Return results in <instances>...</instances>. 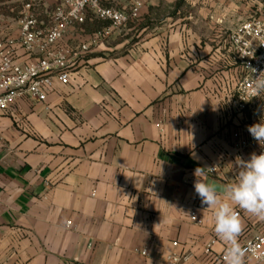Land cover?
I'll return each instance as SVG.
<instances>
[{
    "label": "crops",
    "instance_id": "crops-1",
    "mask_svg": "<svg viewBox=\"0 0 264 264\" xmlns=\"http://www.w3.org/2000/svg\"><path fill=\"white\" fill-rule=\"evenodd\" d=\"M39 1L46 27L59 0ZM101 1L129 19L69 29L72 49L109 34L75 57L69 84L55 83L46 102L0 116V264H221L205 254L212 240L216 256L227 246L194 182L226 188L237 158L253 154L229 145L237 121L226 106L245 75L229 37L264 0ZM17 34L15 24L0 38ZM236 210L240 244L264 234V221Z\"/></svg>",
    "mask_w": 264,
    "mask_h": 264
},
{
    "label": "built area",
    "instance_id": "built-area-1",
    "mask_svg": "<svg viewBox=\"0 0 264 264\" xmlns=\"http://www.w3.org/2000/svg\"><path fill=\"white\" fill-rule=\"evenodd\" d=\"M39 7L40 4H34L33 0H23L16 21L18 34L0 38V116H9L12 107L24 99L46 102L55 83L69 84L76 68L75 57L90 52L92 46L109 34L108 31L93 34L77 49H72L63 43L69 29L83 25L88 19L107 21L113 27L121 26L129 19L124 11L105 7L101 0H59L50 14V24L44 27L37 17ZM132 16L136 17V13ZM229 39L245 72L226 106L231 125L237 121L229 131V145L237 154L252 152L259 155L264 152V145L254 140L247 129L264 119V92L259 96L254 92V80L264 72V9L241 23ZM19 52L29 59L20 63ZM252 105L259 107V115L245 117ZM210 169L208 173L214 175L220 167ZM190 216L193 222L199 223L195 213ZM67 225L70 227L72 223ZM216 243L212 240L206 246L205 254L211 260L225 264V252L220 256L212 252ZM241 245L251 246L254 250L245 257V264H264V234L245 240ZM179 261L176 256L169 258V264Z\"/></svg>",
    "mask_w": 264,
    "mask_h": 264
},
{
    "label": "clouds",
    "instance_id": "clouds-1",
    "mask_svg": "<svg viewBox=\"0 0 264 264\" xmlns=\"http://www.w3.org/2000/svg\"><path fill=\"white\" fill-rule=\"evenodd\" d=\"M255 96L264 92V72L254 80ZM248 132L254 140L264 145V119L248 127ZM236 164L240 169L235 183L221 188L213 180L199 178L194 182V190L203 205L214 209V231L226 244L225 264H245V257L252 251L251 246L243 247L239 237L243 224L237 208L247 214L264 221V152L253 153L248 160L237 158ZM212 170V169H209ZM227 194V200L222 201L219 193Z\"/></svg>",
    "mask_w": 264,
    "mask_h": 264
},
{
    "label": "rangeland",
    "instance_id": "rangeland-1",
    "mask_svg": "<svg viewBox=\"0 0 264 264\" xmlns=\"http://www.w3.org/2000/svg\"><path fill=\"white\" fill-rule=\"evenodd\" d=\"M33 0L38 5L41 1ZM21 0H2L0 1V36L9 33V29L16 24L21 11Z\"/></svg>",
    "mask_w": 264,
    "mask_h": 264
},
{
    "label": "water",
    "instance_id": "water-1",
    "mask_svg": "<svg viewBox=\"0 0 264 264\" xmlns=\"http://www.w3.org/2000/svg\"><path fill=\"white\" fill-rule=\"evenodd\" d=\"M216 183V182H215ZM217 185H219L221 188H223L219 183H216ZM220 193H223V192H220Z\"/></svg>",
    "mask_w": 264,
    "mask_h": 264
},
{
    "label": "trees",
    "instance_id": "trees-1",
    "mask_svg": "<svg viewBox=\"0 0 264 264\" xmlns=\"http://www.w3.org/2000/svg\"><path fill=\"white\" fill-rule=\"evenodd\" d=\"M0 1H2V0H0ZM102 2V1H101ZM103 4V3H102ZM86 23H84L83 25H85Z\"/></svg>",
    "mask_w": 264,
    "mask_h": 264
}]
</instances>
